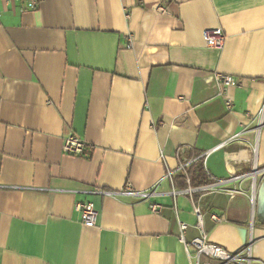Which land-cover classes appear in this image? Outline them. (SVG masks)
I'll use <instances>...</instances> for the list:
<instances>
[{
  "label": "crops",
  "instance_id": "crops-1",
  "mask_svg": "<svg viewBox=\"0 0 264 264\" xmlns=\"http://www.w3.org/2000/svg\"><path fill=\"white\" fill-rule=\"evenodd\" d=\"M263 103L264 0H0V264H189L179 224L199 234L194 207L211 243L264 264ZM71 135L85 156L63 152ZM184 158L203 170L190 187L238 193L173 196ZM125 186L160 211L95 193Z\"/></svg>",
  "mask_w": 264,
  "mask_h": 264
},
{
  "label": "built area",
  "instance_id": "built-area-1",
  "mask_svg": "<svg viewBox=\"0 0 264 264\" xmlns=\"http://www.w3.org/2000/svg\"><path fill=\"white\" fill-rule=\"evenodd\" d=\"M23 2L24 4V10L27 11H34L37 9L38 5L42 0H19ZM159 12H162L164 10L163 7L159 6L157 8ZM125 18H129V14L125 12ZM223 36L219 29L213 30L211 32V35L205 36V42L208 47L212 48H219L223 44ZM132 39L130 36L127 38V47H131ZM216 80L218 82V86L220 89V95H223L225 93V90L227 87H229L232 83V78L230 76L217 74ZM226 106L229 108L230 104L229 101H226ZM264 113V103L262 105V108L259 112V120L263 116ZM220 146L205 152L201 158H206L210 153L217 150ZM85 150V142L76 137V136H68L64 140L63 144V152L67 155L72 156H83ZM180 148L177 150V158H179V152ZM199 157V158H200ZM193 164V160L184 158V159H178V166L176 169V172L181 174L183 180L185 181L186 188L180 191H174L172 190L170 193L173 196H177L179 194H184L188 196H192L195 193H203V192H209V191H221L226 193L229 196H232L238 191L236 190H225L224 186L227 183V180H215L212 182H209L207 184L198 186V187H190V172L189 168ZM264 175V168L258 169L255 168L254 172L251 176L252 184L251 187H253L257 175ZM173 173L169 171L167 173L166 178H168L172 182ZM95 193L103 195V196H111L116 198H131L138 201H144L149 202L148 208L153 213H158L160 211V206L157 204L151 203L150 199L154 195V191L146 190V191H136L133 190L130 186H125L122 190L119 191H109L105 189H96ZM252 201V198H251ZM75 211L78 214L79 221L84 226H95L96 220L98 216V212L95 209L94 205L91 202H79L75 205ZM194 215L196 217V228L199 230V234L190 240H187L185 238V232L187 229V225L180 223L179 224V230L180 235L178 237V242L183 246L184 250L186 251L187 257L189 259V264H248L250 256L248 249L238 253V254H232L226 251L221 246H218L214 243H211L207 235L205 234L203 228H202V216L199 212V209L197 207L193 208ZM211 220L214 222H218L219 219L216 216H211Z\"/></svg>",
  "mask_w": 264,
  "mask_h": 264
},
{
  "label": "trees",
  "instance_id": "trees-1",
  "mask_svg": "<svg viewBox=\"0 0 264 264\" xmlns=\"http://www.w3.org/2000/svg\"><path fill=\"white\" fill-rule=\"evenodd\" d=\"M83 156H85V155H83ZM194 173L196 174L195 176H194V174H191V177H190V184H193V179L194 178H198V177H200L201 176V178L204 176L203 175V170H202V166H201V164H199L196 168H195V170H194ZM195 180V179H194ZM204 183H206V181H202L201 182V184L202 185H204ZM185 184V183H184Z\"/></svg>",
  "mask_w": 264,
  "mask_h": 264
},
{
  "label": "rangeland",
  "instance_id": "rangeland-1",
  "mask_svg": "<svg viewBox=\"0 0 264 264\" xmlns=\"http://www.w3.org/2000/svg\"><path fill=\"white\" fill-rule=\"evenodd\" d=\"M261 123H262V117L260 118V120H259ZM260 124V123H259ZM261 125V124H260Z\"/></svg>",
  "mask_w": 264,
  "mask_h": 264
}]
</instances>
